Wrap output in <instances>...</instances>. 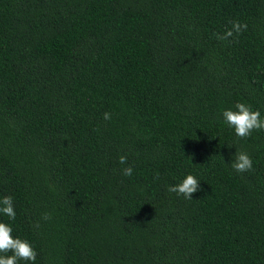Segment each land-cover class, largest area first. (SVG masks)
<instances>
[{
	"label": "trees",
	"instance_id": "16d2710c",
	"mask_svg": "<svg viewBox=\"0 0 264 264\" xmlns=\"http://www.w3.org/2000/svg\"><path fill=\"white\" fill-rule=\"evenodd\" d=\"M237 103L264 119V0H0L18 264H264V130L237 137ZM188 175L191 200L168 191Z\"/></svg>",
	"mask_w": 264,
	"mask_h": 264
},
{
	"label": "clouds",
	"instance_id": "9594fccd",
	"mask_svg": "<svg viewBox=\"0 0 264 264\" xmlns=\"http://www.w3.org/2000/svg\"><path fill=\"white\" fill-rule=\"evenodd\" d=\"M242 30H247L246 24L234 22L232 28L225 32L223 36L217 34L218 39L228 40L233 37L234 33L240 34ZM237 111L225 110L222 113L224 122L229 128L234 129L235 135L241 139H246L251 136L253 131L264 130V119H261L259 111H252L250 105L244 103H237L235 105ZM104 119H111L110 113L104 114ZM120 164H126L127 158L121 156L119 158ZM231 167L237 173H245L253 170V162L251 158L244 152H236L234 162ZM133 169L126 167L123 170L125 176H131ZM199 181L193 176L188 175L182 183L176 186L169 187L168 191L182 195L185 199H192V194L200 191ZM0 214L8 216L11 220H15L16 213L13 207L12 197H4L0 200ZM45 220L50 219L48 214L43 217ZM39 227V224L36 225ZM12 228L5 223H0V253H9L10 256H0V264H18V261H32L36 259L37 253L33 250L27 241H22L19 238H13Z\"/></svg>",
	"mask_w": 264,
	"mask_h": 264
}]
</instances>
